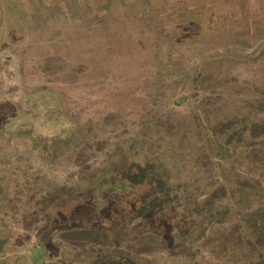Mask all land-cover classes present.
<instances>
[{
    "label": "rangeland",
    "instance_id": "374dc122",
    "mask_svg": "<svg viewBox=\"0 0 264 264\" xmlns=\"http://www.w3.org/2000/svg\"><path fill=\"white\" fill-rule=\"evenodd\" d=\"M257 49H264V0H0V150L15 147L22 126L65 135L102 128L108 152L135 155L125 138L122 144L111 140L115 126L132 122H139L133 129L145 150H154L166 129L145 114L151 101L146 83L164 86L161 101L185 109L197 89L211 86V78L200 83L195 76L205 56H253ZM229 60L221 73L251 70ZM256 66L264 74V59ZM135 89L144 92L142 102L126 108L136 102ZM100 118L106 127L97 124ZM171 137L159 155L169 163L178 145ZM58 169L40 181L37 195L31 180L1 181L0 264H226L208 244L182 256L176 254L183 249L168 255L158 244L160 213L182 201L171 191L174 177L153 181L149 170L135 176L141 182L117 193L124 199L120 215L108 205L115 195L109 182L87 175L72 188L76 168L68 161ZM166 225L183 232L174 219Z\"/></svg>",
    "mask_w": 264,
    "mask_h": 264
},
{
    "label": "trees",
    "instance_id": "16d2710c",
    "mask_svg": "<svg viewBox=\"0 0 264 264\" xmlns=\"http://www.w3.org/2000/svg\"><path fill=\"white\" fill-rule=\"evenodd\" d=\"M229 58L239 61V66L252 65L251 70L221 73ZM261 59H264V49H257L253 56L232 57L229 53L205 56L203 67L195 68V76L200 83L205 77L211 78L207 80L211 86L197 89L185 109L177 101H161L159 96L164 95V86L146 83L144 87L151 101L145 104L149 105L145 107V114L154 116L155 124L166 129L165 137L155 144L154 150H145L143 137L134 133L133 128L139 122L128 123L126 128L115 126L116 135L111 140L122 144L121 137L136 146L135 155L124 154L122 149L117 156L106 149L109 140L102 128V132L92 129L80 135L71 127L73 131L65 135L61 130L49 132L40 127L38 133L29 127H19L15 147L8 145L9 149L0 150V184L3 181L8 185L16 177L31 180L32 193L37 195L40 183L70 161L76 168L71 177L78 179L72 188L80 187L79 180L87 175L93 179L100 177L105 180L103 183L109 182L107 190L115 194L109 207L118 208L122 215L125 209H119L118 202L121 198L124 204V199L117 193L137 184L136 179L141 182L135 176L143 177L145 170H149L155 176L153 181L174 177L176 184L171 191L182 198L180 205L184 210L174 212L176 208L180 211V205L176 208L170 205L155 223L161 230L156 233L162 235V238L157 237L158 244L167 247L169 251H164L168 255L173 254L172 248L183 249L176 254L182 256L193 253L196 244L200 248L208 244V252H212L214 246L226 264H264V79H261L264 74L262 68L256 66ZM239 66L235 68L240 69ZM204 68L213 69L207 72ZM257 76H260L258 80L254 78ZM143 93L135 89L136 102H128L131 105L126 104V108L142 102ZM161 106L166 110L159 112L157 107ZM113 110L111 114L117 115L116 109ZM3 114L5 112L0 109V116ZM98 120L97 124L107 126L101 118ZM66 122L71 123L70 120ZM171 136L176 138L178 145L174 148L176 155L172 156L175 160L169 163L159 155ZM128 157L132 160L128 161ZM82 160L89 161L90 165L83 164ZM185 190L190 195L187 200L183 197ZM105 212H110L109 208ZM115 216L112 217L114 221ZM173 219L183 232L175 234L166 225ZM151 220L147 219L150 222L146 223Z\"/></svg>",
    "mask_w": 264,
    "mask_h": 264
}]
</instances>
